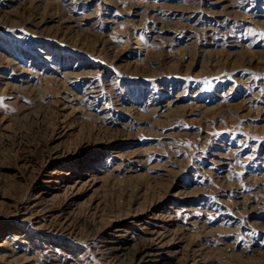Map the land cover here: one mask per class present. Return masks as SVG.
Segmentation results:
<instances>
[{"label": "rangeland", "instance_id": "rangeland-1", "mask_svg": "<svg viewBox=\"0 0 264 264\" xmlns=\"http://www.w3.org/2000/svg\"><path fill=\"white\" fill-rule=\"evenodd\" d=\"M86 143L104 172L53 221L71 233L13 230L30 264H146L148 210L182 239L155 264H264V0H0L4 232L46 160Z\"/></svg>", "mask_w": 264, "mask_h": 264}, {"label": "bare ground", "instance_id": "bare-ground-1", "mask_svg": "<svg viewBox=\"0 0 264 264\" xmlns=\"http://www.w3.org/2000/svg\"><path fill=\"white\" fill-rule=\"evenodd\" d=\"M55 80H58V78ZM89 145L91 144H83L75 150L67 152L60 158L51 155L49 159L46 160V166H48V163L52 159H56L58 162L55 163L51 161L53 168L49 171H42L36 181L34 179L30 185L29 194L26 195L27 193H25V196L20 199V203H17L16 207L14 206L15 209L12 211V215L7 216V220L12 222L8 225L10 230L4 232V229L2 230V227L0 226V264H30L32 262L31 260L36 258L35 254H37L38 251L34 249H31L32 252L30 253L32 254L29 257H22V252L16 251L12 246L13 242L28 245V242L30 241L27 233L28 231L24 233L21 231L14 232L13 230L16 227L21 228L24 224H27L25 230L32 228L33 230L41 231V236L44 238L45 242L50 240V237H47L48 234H51L50 232L55 233V231L63 230L71 233L72 229L65 219L64 222L66 225H62L63 221L61 224L57 223L59 226L57 227L58 230L53 228V221L61 215H67L68 218H71L74 210L79 207L78 203H76V192L83 188L92 187L94 183L97 182V175L99 172H104L100 168L101 166L97 165L99 162L94 161L96 159L95 154L99 153L97 152L98 150L95 151L93 145ZM68 165L71 166V168L69 167L67 170L62 169L65 166L68 167ZM173 195L170 194V196ZM58 201L60 202L59 205ZM168 209L172 210L171 207H168ZM167 220L168 221L162 219L161 215L156 214L155 210H148L147 213L141 212V215H135L130 220V224L134 228L146 235L144 240L147 242V249L145 248L143 250V259H146V261H144L146 264H155L158 261V258L164 254L163 251L166 249V244L168 246L167 253H179L177 249H179L178 245L182 242V239L179 238L178 240H173L174 238H171L174 230H170V225H172L173 221L171 218H167ZM122 232L125 231L119 227H115L112 231L109 229L107 232V236L109 237L105 238L106 240L103 241L105 243V248L116 252L119 249L126 248V246L130 245L131 243H128L130 238L121 234ZM45 242L43 241L41 244L46 246ZM55 255L52 253V257H49V260L45 261L50 264H58V256L56 257ZM193 263L194 262L187 261L184 264Z\"/></svg>", "mask_w": 264, "mask_h": 264}]
</instances>
